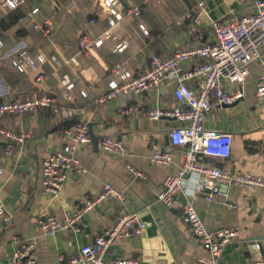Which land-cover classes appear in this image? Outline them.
<instances>
[{
	"label": "crops",
	"instance_id": "1",
	"mask_svg": "<svg viewBox=\"0 0 264 264\" xmlns=\"http://www.w3.org/2000/svg\"><path fill=\"white\" fill-rule=\"evenodd\" d=\"M123 1L138 5L143 15L125 17L114 27L121 40L128 41L122 52L114 51L113 40L90 51L79 48L83 34L98 35L110 26V15L102 0H22L24 17L7 29L0 26L6 53L0 60V101L55 94L66 102L65 85L73 81L76 85L73 104L85 111L71 119L49 110L0 116L8 127L30 133L10 154L0 142V198L6 209V215H0V264H13L14 250L30 240L35 242L30 256L34 260L32 264H68V259L82 245L112 227L122 210V201L110 196L86 211L76 226L58 229L54 235L46 231L42 222L48 215L60 216L83 205L107 182L122 192L124 204L139 211L147 222L143 233L124 237L114 244L106 254L108 260L134 258L138 264H199L202 257L209 256L183 220L184 209L193 200L196 182L203 175L187 174L183 188L171 204L156 198L168 174L179 170L185 148L173 146L169 163L153 162L152 153L169 146V131L179 126L180 121L173 117L153 120L145 111L157 105L171 107L181 103L172 92L158 95L155 91L121 94L105 103L97 99L109 91L115 64L121 63L141 74L148 68L152 54L168 56L199 38L205 42L211 40L212 20L248 14L254 10L255 0H182V14L186 11L199 14L200 26L190 21L180 25L170 7L174 0ZM35 8L36 13L31 14ZM11 9L5 0H0V19ZM43 16H52L50 36L33 27V22ZM141 23L146 30L140 27ZM20 49L44 53L47 61L39 70L19 72L10 64L9 54ZM53 55L61 61L59 65L51 59ZM250 70L251 77L239 86L242 97L230 105L214 106L205 120L207 129L233 134L231 155L225 159L207 157L206 162L232 172H251L264 177V98L256 94L260 62H251ZM41 71L44 78L40 80ZM80 90H86L88 95L83 96ZM132 105L138 110L122 111ZM78 120L86 121L91 136L95 137L77 150L88 172H70L64 187L54 195L42 183V161L65 144V129ZM104 136L123 138L126 153L102 149L99 140ZM129 165L142 171L144 177L133 174ZM220 186L228 192L227 197L218 193L207 199L205 193H199L194 201L209 229L234 227L239 231L225 245L219 260L242 264L264 258L259 246L254 247L260 242L264 250V188H243L229 183ZM61 255L65 260L60 259Z\"/></svg>",
	"mask_w": 264,
	"mask_h": 264
},
{
	"label": "built area",
	"instance_id": "2",
	"mask_svg": "<svg viewBox=\"0 0 264 264\" xmlns=\"http://www.w3.org/2000/svg\"><path fill=\"white\" fill-rule=\"evenodd\" d=\"M14 8L22 0H5ZM102 4L110 15V26L98 35L83 34L79 48L84 51L103 46L107 40L115 42L114 51L122 52L127 48L128 41L121 40L114 27L125 17H139L142 10L138 5H128L123 0H102ZM36 13V8L31 14ZM94 22V20H92ZM190 21L195 26L202 24L199 14L186 11L178 22ZM213 37L209 41L200 38L195 43L181 47L168 56L152 54L148 68L141 74L127 69L123 64L113 66L114 77L111 79L108 92L97 101L105 103L121 94L156 92L164 95L172 92L174 98L181 103L177 106H153L145 114L153 120L163 117H173L180 125L169 131L170 144L164 150L157 149L151 155L155 163H169L172 160V147L185 148L184 159L175 173L165 178L162 188L156 198L171 204L176 194L183 188L185 177L189 173H200L203 179L198 180L190 201L183 213V220L191 232L209 252L202 257L199 264H234L223 263L219 260L225 245L235 238L239 231L234 227L209 229L198 214L194 201L199 193H205L207 199H213L218 193L224 197L229 194L223 191L221 183L235 184L243 188L259 186L264 188V177L251 172H232L225 167L206 162L207 157L228 158L231 155L233 134L229 131L207 129L205 120L214 106L232 104L242 97L240 85L251 77L250 64L258 60L261 72L258 77L256 94L264 98V0H255L252 12L234 14L226 19H214L210 23ZM33 27L44 35L53 32L52 16H43L33 22ZM140 27L146 30L144 24ZM200 36V35H198ZM5 42L0 36V60L5 58ZM10 64L19 72L39 70L47 61L44 53L33 54L28 49H20L9 54ZM51 59L60 64L61 61L53 55ZM42 71L38 79H43ZM75 82L65 85L66 102L55 94H36L28 98H9L0 101L1 115H23L40 110H49L64 119H71L84 111L75 106ZM87 96L86 90H80ZM138 110L137 106H129L122 111L131 113ZM30 136L27 131H19L5 125L0 119V142L5 144L8 154L12 153L17 144L23 143ZM65 144L58 150L48 154L42 161V183L45 189L54 195L64 187L70 172L86 174L88 168L77 156V150L91 142L92 136L89 124L78 120L70 124L64 131ZM102 149L125 154L126 142L123 138L104 136L99 140ZM264 156V153H263ZM133 174L144 177V173L133 165H129ZM1 174V170H0ZM110 196L122 201V210L117 214L112 227L105 233L96 236L92 241L81 246L79 251L68 259V264H138L134 258L108 260L109 249L124 237L139 235L147 228V222L139 211L130 210L125 203V195L117 190L110 182L103 185L95 196L85 200L83 205L63 212L62 215H48L43 220V227L54 235L58 229L74 227L86 211L92 209L98 202ZM0 215H6V209L0 198ZM35 242L25 241L14 250L13 264H32L30 257ZM65 260V256H60ZM242 264H264V258L249 260Z\"/></svg>",
	"mask_w": 264,
	"mask_h": 264
},
{
	"label": "trees",
	"instance_id": "3",
	"mask_svg": "<svg viewBox=\"0 0 264 264\" xmlns=\"http://www.w3.org/2000/svg\"><path fill=\"white\" fill-rule=\"evenodd\" d=\"M25 13L26 12L21 4L12 8L10 12L0 19L1 28L7 29L8 27L15 25L22 17H24Z\"/></svg>",
	"mask_w": 264,
	"mask_h": 264
},
{
	"label": "rangeland",
	"instance_id": "4",
	"mask_svg": "<svg viewBox=\"0 0 264 264\" xmlns=\"http://www.w3.org/2000/svg\"><path fill=\"white\" fill-rule=\"evenodd\" d=\"M183 2L182 0H174V4L173 5H170V7H172L174 9V11L176 12V19L178 20V18L181 17V14L184 12V9H183ZM143 13V11H142ZM143 15V14H141ZM184 25V22L183 23H180V25Z\"/></svg>",
	"mask_w": 264,
	"mask_h": 264
},
{
	"label": "water",
	"instance_id": "5",
	"mask_svg": "<svg viewBox=\"0 0 264 264\" xmlns=\"http://www.w3.org/2000/svg\"><path fill=\"white\" fill-rule=\"evenodd\" d=\"M233 103H234V102H233ZM227 105H230V104H227ZM92 139L95 140V137L92 136ZM256 239L261 240L259 237H257ZM254 240H255V239H254ZM253 242H255V241H253ZM258 246H259V249L261 250V252H264V250L262 249V245L260 244V242H258L257 245L254 244V247H255V248H257Z\"/></svg>",
	"mask_w": 264,
	"mask_h": 264
}]
</instances>
